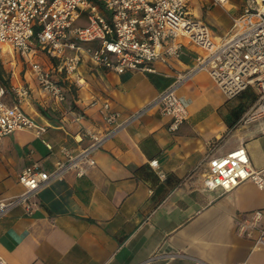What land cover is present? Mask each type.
I'll list each match as a JSON object with an SVG mask.
<instances>
[{
    "label": "crops",
    "instance_id": "obj_1",
    "mask_svg": "<svg viewBox=\"0 0 264 264\" xmlns=\"http://www.w3.org/2000/svg\"><path fill=\"white\" fill-rule=\"evenodd\" d=\"M191 16L204 21L214 39L230 30L243 0H187ZM198 49L188 42L179 57L152 62L155 71L114 70L96 65L83 55L72 74L47 68L65 88L56 102L40 88L27 62L9 77L5 99L16 100L15 89L25 85L28 97L20 105L35 124L0 139V197L22 191L20 171L32 162L52 170L61 148L86 145V128H105L101 106L108 101L123 114L140 108L193 66ZM254 91V90H253ZM189 114L176 131L171 118L157 109L108 140L94 153L95 165L86 174L69 171L37 192V206H16L0 217V255L6 264H264V245L236 232L239 215L264 208V191L246 180L230 191L205 189L203 175L209 154H223L243 144L251 165L264 167L262 122L243 123L253 104L237 111L205 71L178 89ZM245 99V96L242 100ZM96 100L95 104L91 102ZM81 112L83 119L76 121ZM156 159L166 174L160 179L149 161ZM165 252L173 257H155Z\"/></svg>",
    "mask_w": 264,
    "mask_h": 264
},
{
    "label": "built area",
    "instance_id": "obj_2",
    "mask_svg": "<svg viewBox=\"0 0 264 264\" xmlns=\"http://www.w3.org/2000/svg\"><path fill=\"white\" fill-rule=\"evenodd\" d=\"M213 2L224 4L226 0ZM184 42L199 51L193 66L177 72L170 86L128 113L113 110L108 101H103L105 128L100 132L85 128L83 134L89 142L76 145L77 150L62 147V158L52 170L43 169L38 162L24 166L18 176L22 191L0 197V217L16 206L31 212L37 206L38 190L66 172L86 174L96 163L94 153L98 149L153 109L169 116L168 129L176 131L189 114L188 103L178 89L199 71L207 72L227 99L252 88L256 99L242 122L261 121L264 131V0H243L241 12L232 17L230 30L220 39L213 38L204 21L191 16L187 0H0V50L22 54L30 62L40 88L56 102L64 101L65 88L53 77L52 67L31 60L38 51L56 60L55 69L66 74L77 70L83 55L117 73L153 72L154 60L179 57ZM15 92V102L9 103L5 87L0 86V139L22 128H36L38 134L44 130L20 105L28 97V87L18 86ZM74 119L80 121L83 114L77 112ZM206 162L205 189L230 191L251 180L264 191V167L251 165L243 144L223 154H209ZM149 165L160 179L166 178L156 159ZM236 232L252 238L254 245H264V208L241 213ZM175 255L165 252L151 258ZM0 264H6L1 255Z\"/></svg>",
    "mask_w": 264,
    "mask_h": 264
},
{
    "label": "rangeland",
    "instance_id": "obj_3",
    "mask_svg": "<svg viewBox=\"0 0 264 264\" xmlns=\"http://www.w3.org/2000/svg\"><path fill=\"white\" fill-rule=\"evenodd\" d=\"M35 59L41 61L44 59L47 63H50L51 61L55 63L56 61L48 56L46 53L42 51H38L36 53ZM26 58L20 54L17 51L14 50H6V51H1L0 50V62L2 65L3 69V83L0 81V86H8L9 85V77L11 76L12 72L16 71H21L23 69H26L27 67V62L25 61ZM42 62V61H41ZM245 99H243L242 96H236L233 97V101L236 103L237 109L243 104L246 103V101H250V97L254 96L252 93V88H249L245 93H244ZM256 96V95H255ZM256 99V98H255Z\"/></svg>",
    "mask_w": 264,
    "mask_h": 264
},
{
    "label": "trees",
    "instance_id": "obj_4",
    "mask_svg": "<svg viewBox=\"0 0 264 264\" xmlns=\"http://www.w3.org/2000/svg\"><path fill=\"white\" fill-rule=\"evenodd\" d=\"M0 81L3 83V69H2V65H1V62H0ZM249 88H247V89H245L244 91H242L239 95H237V96H242V97H244V93L248 90ZM252 93L254 94V96L252 97H250L249 99H250V101L248 100V102L249 103H251V102H253L254 101V99L256 98V94H255V92L253 91V89H252ZM249 105V104H248ZM247 104H245V103H243L238 109H237V111H241V110H243L242 109V107H246V106H248Z\"/></svg>",
    "mask_w": 264,
    "mask_h": 264
}]
</instances>
